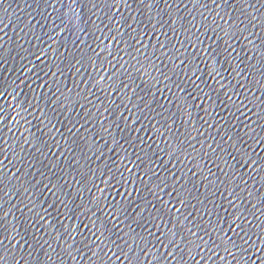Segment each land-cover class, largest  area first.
<instances>
[{
	"label": "water",
	"instance_id": "95a60500",
	"mask_svg": "<svg viewBox=\"0 0 264 264\" xmlns=\"http://www.w3.org/2000/svg\"><path fill=\"white\" fill-rule=\"evenodd\" d=\"M0 264H264V0H0Z\"/></svg>",
	"mask_w": 264,
	"mask_h": 264
}]
</instances>
